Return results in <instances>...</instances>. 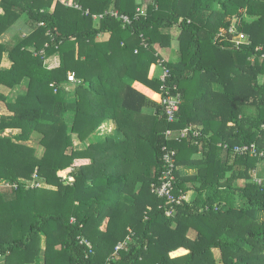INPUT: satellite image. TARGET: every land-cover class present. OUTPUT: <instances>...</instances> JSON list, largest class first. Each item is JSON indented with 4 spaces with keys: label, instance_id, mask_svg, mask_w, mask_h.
<instances>
[{
    "label": "trees",
    "instance_id": "obj_1",
    "mask_svg": "<svg viewBox=\"0 0 264 264\" xmlns=\"http://www.w3.org/2000/svg\"><path fill=\"white\" fill-rule=\"evenodd\" d=\"M54 1L0 0V37L23 16L34 26L13 46L0 43V104L12 114L0 113V133L20 131L0 135V179L18 184L0 187V258L264 264V175L255 178L264 164V0H60L52 10ZM138 10L145 16L136 19ZM109 11L132 23L92 17ZM234 26L250 39L239 50L219 38L233 37ZM175 28L178 59L165 61L158 50L171 47ZM56 55L59 66L48 68ZM160 60L165 82L150 76ZM17 88L9 103L6 93ZM168 89L182 98L174 122L162 104ZM109 121L115 135L100 139ZM186 128L200 137L179 141ZM34 137L41 157L28 144ZM165 146L177 152L174 193L185 197L171 216L153 192ZM243 146L263 155L234 151ZM35 174L44 187L27 188ZM180 249L187 254L173 257Z\"/></svg>",
    "mask_w": 264,
    "mask_h": 264
},
{
    "label": "built area",
    "instance_id": "obj_2",
    "mask_svg": "<svg viewBox=\"0 0 264 264\" xmlns=\"http://www.w3.org/2000/svg\"><path fill=\"white\" fill-rule=\"evenodd\" d=\"M72 7L75 8L76 10L82 11L84 15H91L89 10L83 9V7L77 3H74ZM105 15H110L116 20L122 21L126 25H130L132 23V19H130L126 15H121L118 11H109L102 15H92V17L95 21H98L102 19ZM142 16H145V12L142 10H138L135 18L138 19ZM41 25L43 26V24ZM229 34L232 35L233 37L229 38L226 36V34H224V32L220 33L219 34L220 41L228 42L230 45H232L234 49L237 50H239L245 45L250 44L249 37L242 32L238 33L235 26L229 30ZM258 50L259 49H257V51ZM157 65L161 66L163 69V74H161L160 79L162 82H165V80L169 76V71L165 68L163 60H160ZM68 82L70 83L78 82L74 73H70L68 75ZM170 91L171 90L169 89L166 90V94L163 97L162 104L166 109L165 112L168 117V121L174 122L175 115L179 111L180 105L182 103V98L180 94L175 95L172 94V92ZM55 92H57V90H55ZM190 134L193 135L194 138L200 137V134L198 132L192 130L191 128H186L177 134L178 136L177 139L179 141L187 139L188 135ZM166 135L169 138H172L173 133L171 131H167ZM194 142H196V140H194ZM234 151H236L238 154L241 155L250 154L253 157L263 155L261 152L257 150L255 146L236 147ZM162 153H163V161H164V170L159 181L153 185V192L156 193L160 198H166L168 200L169 207L166 208L165 212L167 216H171L176 211L175 208L183 204L185 197L176 196L174 193L175 184H176V171H177V165H176L177 152L165 146L162 148ZM36 180H37V174L34 175V179L31 182L26 184L27 188L34 189L40 187L42 184L37 182ZM256 182L259 184L262 183L261 180H256ZM4 185H7L8 187L13 189L18 188V184L6 183ZM129 240L131 239L129 238ZM126 244L127 243L119 244L116 248V253L119 250L123 249V247H125Z\"/></svg>",
    "mask_w": 264,
    "mask_h": 264
},
{
    "label": "rangeland",
    "instance_id": "obj_3",
    "mask_svg": "<svg viewBox=\"0 0 264 264\" xmlns=\"http://www.w3.org/2000/svg\"><path fill=\"white\" fill-rule=\"evenodd\" d=\"M60 1V0H55L54 1V5L52 7V10L54 9L55 7V4ZM77 3V2H76ZM31 25V22L29 23ZM21 29V28H20ZM34 30V26L31 25V27L29 29H27L26 31V34H31ZM19 31V30H18ZM16 32V33H23L22 31H19V32ZM171 33V37H172V43H171V47L170 48H167L168 50L166 49H162V48H159L158 50V54L162 57V59H164L165 61H169V60H175V59H178V52H179V40H178V35H179V30L178 29H173L172 31H170ZM107 40V38L104 37H101V38H98V41H105ZM14 44L17 43V37L15 38V42H13ZM164 54V55H163ZM46 66L48 68H56L57 66H59V56L56 55V57L50 59L49 61L46 62ZM154 67H156L155 71L158 75L161 76V74H163V69L161 66L159 65H155ZM158 75H155V77H157ZM77 84V82H76ZM27 85V82H23L22 84V87L23 86H26ZM65 85L69 88L71 87H74V84H67L65 83ZM20 92H23L22 91V88H17L15 90H11V91H8L6 94H7V98H8V102L9 103H14L15 100L17 99L18 95ZM0 113L2 114V116H5V117H10L12 114L11 112L7 109V107L3 104H0ZM101 131L100 134H111V135H114L115 133H110L106 128L105 126H102L100 128V130L98 131V133ZM18 133H20V131L18 129H6L4 132L0 133V135L2 136H10V137H14L16 135H18ZM40 138L38 137H34L33 141L29 142L28 144L30 146H33L36 148L37 150V155L38 156H43L44 152H45V149L42 148L41 146L38 145V142H39ZM78 142V141H77ZM78 147L77 148H84L86 147V144H76ZM85 145V146H84ZM260 175H258L257 173V177L255 178H258L260 179L261 175H264V164L260 165L259 168H258V171ZM23 181V180H21ZM6 183H11L9 182L8 180H5V179H0V187L2 190H9L10 187H8L7 185H4ZM41 187H44V185H41L40 187H37V188H41ZM52 189V188H50ZM245 203V200L243 198H238V204L239 205H243ZM192 237V236H191ZM174 255L173 257H178V256H181V255H176V254H172Z\"/></svg>",
    "mask_w": 264,
    "mask_h": 264
},
{
    "label": "crops",
    "instance_id": "obj_4",
    "mask_svg": "<svg viewBox=\"0 0 264 264\" xmlns=\"http://www.w3.org/2000/svg\"><path fill=\"white\" fill-rule=\"evenodd\" d=\"M87 10V9H86ZM84 15V14H83ZM88 16V15H87ZM30 21L28 20V18L26 16H23L20 20H18L5 34H3L1 37H0V43H3L5 44L6 46L10 47V46H13L15 42V38L17 37V40L21 37H26L28 34H26V31L27 29H29L31 27V25L29 24ZM21 28V29H20ZM22 31L23 33H16L17 31ZM18 31V32H19ZM179 36V35H178ZM105 38H109V35L105 36ZM168 50V49H166ZM164 55V54H163ZM178 55H179V52H178ZM174 60V59H173ZM11 66V61L9 60L8 58V54L6 53L4 55V60L2 62V67L5 68V69H8L9 67ZM156 67H153V69L151 70V77H155V75H158L155 71ZM157 77H160V75H158ZM103 126H105V128L110 132V133H115L116 131V125L114 122L112 121H109V122H106ZM101 131L99 132V135L101 138L100 139H103L105 136H108V134H100ZM115 135V134H114ZM109 136H113L111 134H109ZM78 144H82L80 143L79 141L77 142ZM183 171L185 173H188V174H192V170H187V169H183ZM183 254V255H186L187 254V250L185 249H180L178 250L177 252L173 253V254ZM181 255V256H183ZM0 264H6L5 262V259L4 258H0Z\"/></svg>",
    "mask_w": 264,
    "mask_h": 264
}]
</instances>
